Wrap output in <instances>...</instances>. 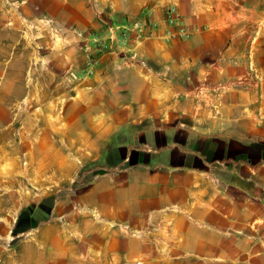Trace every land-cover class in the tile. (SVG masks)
I'll return each instance as SVG.
<instances>
[{
    "label": "crops",
    "instance_id": "obj_1",
    "mask_svg": "<svg viewBox=\"0 0 264 264\" xmlns=\"http://www.w3.org/2000/svg\"><path fill=\"white\" fill-rule=\"evenodd\" d=\"M0 54V92L64 85L43 159L87 179L79 224H33L7 264H264V0H0Z\"/></svg>",
    "mask_w": 264,
    "mask_h": 264
},
{
    "label": "rangeland",
    "instance_id": "obj_2",
    "mask_svg": "<svg viewBox=\"0 0 264 264\" xmlns=\"http://www.w3.org/2000/svg\"><path fill=\"white\" fill-rule=\"evenodd\" d=\"M15 40L9 37V41ZM4 50H8L1 53L9 58V76L26 74L22 68L25 61L19 59L22 46ZM32 87L9 84L0 92V226L4 228L0 233V264H7L18 237L32 231L33 224H79V216L87 212L75 195L87 179L50 178L55 165L43 159L50 142L62 140L63 133L57 130L65 125L64 85H43L39 91L36 87L31 95Z\"/></svg>",
    "mask_w": 264,
    "mask_h": 264
},
{
    "label": "built area",
    "instance_id": "obj_3",
    "mask_svg": "<svg viewBox=\"0 0 264 264\" xmlns=\"http://www.w3.org/2000/svg\"><path fill=\"white\" fill-rule=\"evenodd\" d=\"M165 22L168 27L174 30L176 36L180 38H189L191 28L185 23L177 9L173 6H168L165 11ZM158 29V24L153 22L148 12H144L142 17L136 20L131 26L126 27L123 32V40L130 41L134 38L136 41H142L155 34Z\"/></svg>",
    "mask_w": 264,
    "mask_h": 264
}]
</instances>
